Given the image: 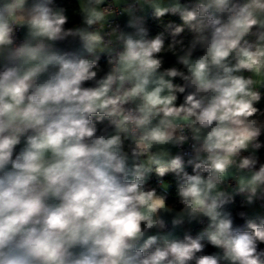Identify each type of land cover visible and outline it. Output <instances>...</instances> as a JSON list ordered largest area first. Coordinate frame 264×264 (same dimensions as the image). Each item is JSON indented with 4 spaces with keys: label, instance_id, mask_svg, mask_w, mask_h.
Masks as SVG:
<instances>
[{
    "label": "clouds",
    "instance_id": "9594fccd",
    "mask_svg": "<svg viewBox=\"0 0 264 264\" xmlns=\"http://www.w3.org/2000/svg\"><path fill=\"white\" fill-rule=\"evenodd\" d=\"M0 264H264V0H0Z\"/></svg>",
    "mask_w": 264,
    "mask_h": 264
}]
</instances>
